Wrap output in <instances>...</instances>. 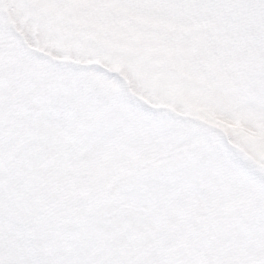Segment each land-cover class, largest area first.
I'll list each match as a JSON object with an SVG mask.
<instances>
[{"label": "snow or ice", "instance_id": "obj_1", "mask_svg": "<svg viewBox=\"0 0 264 264\" xmlns=\"http://www.w3.org/2000/svg\"><path fill=\"white\" fill-rule=\"evenodd\" d=\"M0 264H264V0H0Z\"/></svg>", "mask_w": 264, "mask_h": 264}]
</instances>
